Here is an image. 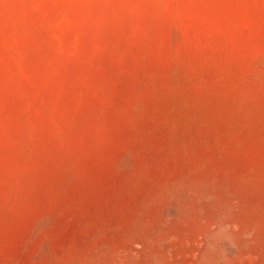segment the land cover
<instances>
[{
  "label": "rangeland",
  "instance_id": "1",
  "mask_svg": "<svg viewBox=\"0 0 264 264\" xmlns=\"http://www.w3.org/2000/svg\"><path fill=\"white\" fill-rule=\"evenodd\" d=\"M0 264H264V0H0Z\"/></svg>",
  "mask_w": 264,
  "mask_h": 264
}]
</instances>
